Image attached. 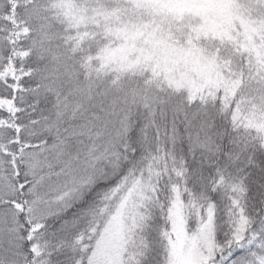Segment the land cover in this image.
<instances>
[{
  "label": "snow or ice",
  "instance_id": "6c2138e0",
  "mask_svg": "<svg viewBox=\"0 0 264 264\" xmlns=\"http://www.w3.org/2000/svg\"><path fill=\"white\" fill-rule=\"evenodd\" d=\"M0 264H264V0H0Z\"/></svg>",
  "mask_w": 264,
  "mask_h": 264
}]
</instances>
